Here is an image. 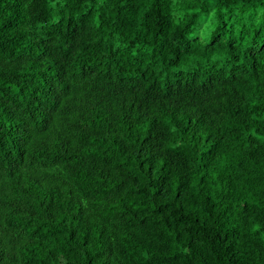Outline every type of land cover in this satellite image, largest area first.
Here are the masks:
<instances>
[{"label": "trees", "instance_id": "16d2710c", "mask_svg": "<svg viewBox=\"0 0 264 264\" xmlns=\"http://www.w3.org/2000/svg\"><path fill=\"white\" fill-rule=\"evenodd\" d=\"M0 264H264V0H0Z\"/></svg>", "mask_w": 264, "mask_h": 264}]
</instances>
